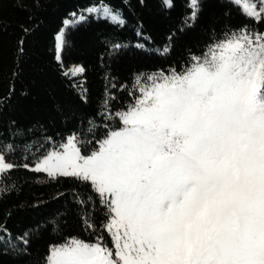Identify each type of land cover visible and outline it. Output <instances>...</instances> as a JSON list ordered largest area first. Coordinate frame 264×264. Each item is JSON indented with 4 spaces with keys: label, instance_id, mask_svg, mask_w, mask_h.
Returning a JSON list of instances; mask_svg holds the SVG:
<instances>
[{
    "label": "snow or ice",
    "instance_id": "obj_1",
    "mask_svg": "<svg viewBox=\"0 0 264 264\" xmlns=\"http://www.w3.org/2000/svg\"><path fill=\"white\" fill-rule=\"evenodd\" d=\"M233 3L264 19V0ZM192 60L147 78L91 154L73 134L32 169L90 181L113 238L53 246L47 264H264V33L241 29ZM14 167L0 151V175Z\"/></svg>",
    "mask_w": 264,
    "mask_h": 264
},
{
    "label": "trees",
    "instance_id": "obj_2",
    "mask_svg": "<svg viewBox=\"0 0 264 264\" xmlns=\"http://www.w3.org/2000/svg\"><path fill=\"white\" fill-rule=\"evenodd\" d=\"M100 1L119 10L123 23L91 14L68 25L59 59L65 19ZM190 4L0 0V151L16 165L0 175V264H47L53 246L75 238L102 237L113 247L103 227L107 208L90 181L32 169L73 134L82 154H91L121 126L116 113L135 103L147 78L186 70L193 57L241 29L264 33V19L233 0H198L194 19ZM74 64L84 71L69 70Z\"/></svg>",
    "mask_w": 264,
    "mask_h": 264
},
{
    "label": "rangeland",
    "instance_id": "obj_3",
    "mask_svg": "<svg viewBox=\"0 0 264 264\" xmlns=\"http://www.w3.org/2000/svg\"><path fill=\"white\" fill-rule=\"evenodd\" d=\"M255 2V1H254ZM242 6V4H241ZM257 8H259L258 4H257ZM105 9H107L112 15H118L120 20L124 21V17L123 15L120 13L119 10L114 9L109 3L105 2V1H100V2H96V3H92L86 7L81 8L79 11H73L72 15L67 17L65 19V23L63 25V27L61 28V30L57 33V43H56V49H57V57L60 59L61 58V52H62V46H63V33L64 30L66 29V27L72 23H75L77 21L82 20L81 17L86 18L89 15H94V16H101V17H106L111 19V16H106L105 13ZM112 20V19H111ZM81 65H70L68 67L69 70H72L75 72V69L77 67H80ZM72 136V135H71ZM70 137V136H69ZM55 150H61V149H53L51 151H49L46 155H44L43 157H41L33 166V168H35L36 164L42 160L45 156H47L50 152L55 151ZM76 239V238H75ZM73 240V239H71ZM70 240V241H71ZM77 240H81V239H77ZM84 241V240H83ZM86 242V241H84ZM86 243H90V242H86ZM96 243V242H95ZM59 245H63V244H59ZM56 245V246H59ZM109 248V247H108Z\"/></svg>",
    "mask_w": 264,
    "mask_h": 264
}]
</instances>
